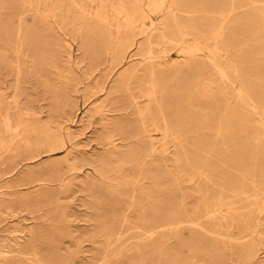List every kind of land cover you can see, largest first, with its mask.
<instances>
[{"label":"rangeland","instance_id":"obj_1","mask_svg":"<svg viewBox=\"0 0 264 264\" xmlns=\"http://www.w3.org/2000/svg\"><path fill=\"white\" fill-rule=\"evenodd\" d=\"M60 1V10L56 12V16L58 17L50 18V23L53 26L49 39L48 79L50 80V86H52L50 94L45 96V100H42L41 89L38 87L39 74L35 73V71L28 73L27 70L21 75L23 79L19 88L15 91H13L12 87L7 88L5 92L7 100L11 101L14 99L18 107L22 109V113L27 114L25 117L30 115L33 118L40 117L43 122L47 121L49 132L53 136L54 141L58 143L59 147L62 144L63 148L50 153L45 152L46 149L40 148L37 151V154H40L37 159L26 161L27 155L25 150H23L24 146L22 144L24 140H33V135L21 133L19 136L14 137L13 135L2 133V138L5 141L11 140V142L10 151L4 154L2 162H0V201L13 202L19 198H23L29 204L25 207V210L20 209L22 212L15 218H8L6 220L3 218V222L0 224V236L8 237V232L14 229L25 230L28 227L36 228L37 223L47 218L48 224L44 228H39L40 233L43 234V239L45 238L44 240L50 242V240L63 238L65 240V247H70V250L74 252L77 249V244L75 245V242H71L66 235L74 231H76L74 234L82 232V235H84L88 233L89 224H86L85 221L90 214V216L96 217L98 222L100 221V224L102 221L101 225L103 226L110 227L112 224L110 228L116 231L121 226L123 232L125 231L120 241L117 242L118 244L115 243L111 249V264H208L210 261L209 264H219V261H221V264H247L248 258L245 255V251L242 252V249L245 250L250 243L256 244L257 249H255V260L252 264H264V211L260 210L261 208L264 209V126L260 121L259 115L253 114L251 109L240 105L238 107L240 122L235 129V134L223 133L224 126L213 122L210 124L211 126L209 125L211 129L207 128L205 130L204 128H200L201 130L197 129L195 133L182 135L180 139L181 146L179 148L176 141L166 140L165 142L159 133L151 132L150 135L152 134V140L155 142L154 147L157 149V153L150 161L149 158L144 159L143 157L147 153L150 142L148 139L132 137L137 126L133 110H128V115L125 117L118 112L119 109L128 108L130 105V99L125 96L124 91L117 88L118 83L116 79L120 70H111V65L105 62V56L101 51L102 45H99V41L93 40L90 36L87 41L83 40L86 34V30L84 29L86 27L84 25L90 24V18L85 16L88 19L83 17V20L81 17L80 20H77L76 13L79 12L75 7L70 6V0L69 2L68 0H52V7L58 6ZM110 1L115 3V0ZM177 1H182V5L188 3L189 5L187 4L186 6L190 8L188 13L176 14L179 21L181 20L180 22L186 26L195 23V28L196 26L198 27L196 28V36H187V40L189 39L188 43L190 45L197 43L202 48H199L200 51L194 60L184 62L179 59L181 57L180 53H178L179 47L177 45H172L168 42L164 43L160 40L157 41L156 37L154 39L157 43H161L155 50L160 49L159 51L164 52L161 54H165L170 60L173 59L174 61H171L176 62L179 68L176 83L167 82L169 84L167 86L168 91L166 89V94L164 93L165 99H168L166 106H168L167 113L169 116L182 113V115H188L193 119L203 117L206 111V100L200 96V93H204L205 83L209 85L206 88L208 92L214 93L219 98V105L215 106L218 107L215 111L216 118L220 117L226 111V108L238 105L235 98L239 82H242L243 86L254 96L256 103L264 106V99H261V97H264V0H256V4H251L250 0ZM206 1L209 2L207 18L199 20L201 14L198 11L204 7ZM198 3L201 5L199 6ZM232 3L236 8L232 11V16L225 26L226 52L221 51V59L214 58L209 54L215 48H221L219 45L215 47L211 40V34L215 33L218 26V22L216 23L215 21L216 14L219 11H222L223 14L229 12ZM79 4L81 6L87 5L86 8L91 13L99 8L97 1L93 0L82 1ZM239 5L242 7H238ZM17 6L18 3L10 4L8 1V4L3 6L2 16L0 17V39L5 43L6 56L8 57H12L13 54L14 37L8 31L6 32L5 22L8 21V24H13L14 17H11V15H16L14 9ZM144 10L146 11L145 8ZM147 16L155 21L152 17L153 15L147 13ZM63 20L64 26L61 32L55 25H58ZM209 21L210 23L213 21V24H209ZM155 24L158 23L156 22ZM202 24L205 25L203 26ZM65 25L67 26L65 27ZM156 27L158 26L156 25ZM155 32L158 31L155 30ZM169 32L168 36L171 35L173 30ZM207 32H209V35ZM197 33H200L199 35L202 40ZM204 35L208 37L206 38ZM141 40L143 39H140V43ZM143 43L144 40L141 46ZM208 47H213V50ZM207 54L208 56H206ZM128 60L127 58L125 65L128 63ZM211 61H214L218 68L220 66L219 69L224 72L227 71L229 75L227 72L225 73L229 76V79H234L230 62L237 66L239 81H234L233 87L231 86L232 89L230 85L224 87L228 92L226 96H220L222 82L219 74L211 65ZM178 62L179 64H177ZM189 64L190 69L187 68ZM9 70L6 67L5 69L2 68L0 72V81L5 78L8 82L7 86L12 82L11 77H6ZM186 70H188V73ZM190 70L194 71L195 74L191 73ZM175 84L178 85L176 86ZM200 85L202 87H199ZM174 86L177 88L176 94H178V97L173 93L175 92ZM191 91L192 93L196 92L194 96H190V98L186 97L185 94ZM224 97H227L225 101H223ZM177 100L179 101L178 103ZM194 104H199L200 109L193 107ZM178 105L182 109H179ZM41 107H43V113L37 115ZM172 108H174V111ZM178 111L179 113H177ZM116 121L125 124L129 128L127 133L131 136L127 140L121 141V135L116 134L111 139L118 147H122L119 149V152H127L126 162L124 164L111 163V166L105 169L109 180L96 181L95 186L89 189L90 183L94 182L92 178L95 175L94 169L102 170L104 161H107L109 157L111 146L109 144L110 141L107 140L106 132L107 129H110L111 124ZM24 135L26 136L24 137ZM160 152H163V154H160ZM175 158H180L179 160L182 162L181 167L178 163L175 165ZM184 159L188 162L185 160L186 163H184ZM66 161L68 162L66 163ZM129 161L134 163L130 164ZM67 164L73 165L75 170H69ZM55 168L57 170L54 171L57 172H53ZM152 170L155 171L153 172ZM188 172H190V175ZM113 173L114 175H112ZM193 174H196V180L194 178L193 182H187ZM33 180H44L49 184L47 187L35 190L31 194V186H33L31 182ZM59 180L63 181L61 187L58 186ZM195 183L197 186L194 187ZM200 183H202L201 186L204 188L200 187ZM255 184L256 190H253ZM250 186L253 187L250 189ZM142 189L148 193L147 200L141 196ZM110 190H112V193H110ZM154 194H156L155 197ZM206 194L211 199L219 197L223 200L222 204H224L221 213H215L214 215L205 214L206 209L201 204H203L202 198ZM92 196H95V203L92 202ZM246 196L249 198H246ZM138 205H144L146 209L148 208L145 212L146 214H144L149 217L152 216L151 214H147L149 213V209L155 208V205L158 206L159 219L165 220L164 223L166 221H176L175 223L184 222L182 225L183 229L180 228L181 231L179 230L180 232L178 231L177 235L174 233L175 229H178L177 226H172L165 230L160 242L162 245H160V251L156 254L157 256H151L149 250H145L142 254L144 256L143 261L137 258V256L140 257L137 252V249L141 247L139 241L140 233L136 229L137 219L133 217L139 209ZM87 207H95V210L87 209ZM231 207H234L233 211ZM258 208L260 209L258 210ZM207 210H212V208H208ZM122 213L128 217V223L125 226H122L120 223L122 216H124ZM164 216L166 219H164ZM59 218L67 221L66 224L64 221V224L58 225ZM191 220L195 221V224L197 223L193 228L188 224V221ZM105 222L107 223L105 224ZM150 222L151 219L148 218V226ZM250 229L252 231L255 230L251 235L249 234L250 231H248ZM130 232L133 234H130ZM136 237L137 239H135ZM234 238H239V240L234 241ZM99 241L102 243L101 238H99ZM46 244L47 248L51 249L52 246L49 243ZM247 244L249 245L245 248ZM82 246L81 251L86 252L89 248H93L95 258L98 259L100 257L102 244L90 247L89 243H84L80 247ZM83 256L88 257V253Z\"/></svg>","mask_w":264,"mask_h":264},{"label":"bare ground","instance_id":"obj_2","mask_svg":"<svg viewBox=\"0 0 264 264\" xmlns=\"http://www.w3.org/2000/svg\"><path fill=\"white\" fill-rule=\"evenodd\" d=\"M8 1L10 4L18 3V6L14 9L16 15H14V14L11 15V17H14L13 24H10V23L8 24V21L5 22L6 32L8 31L14 37L12 57L6 56L5 43L0 39V72H1L2 68L5 69L7 67L10 70L8 71V75H6V77L12 78V82L8 86H7L8 82L5 80V78H3V80L0 81V162H2V158H3L4 154L6 152L10 151V142H11V140L5 141L2 138L3 132L7 133L11 136L13 135L14 137L19 136L21 133L32 134L34 137L33 140H24V143L22 145L24 146L23 150H25V153L27 155L25 160L26 161H33V160L37 159V157H39L40 154H37L38 153L37 151L40 148L46 149L45 152L50 153L53 151L61 150L63 148V145L59 142V144H61L59 147L57 145L58 143L56 141H54L53 136L49 132L47 121L43 122V121H41L40 117L33 118L30 115L28 117H25V116H27V114L22 113V111H21L22 109H20L18 107V104L15 102L14 99L11 101L7 100L5 91L7 88H11V87H12L13 91L18 89L19 85L23 79L21 75L24 73L25 70H27L28 73H30L31 71H35V73L39 74L40 80L38 83V87H40V89H41L42 100H45L46 99L45 96L50 94V89L52 86H50V83H49L50 80L48 79L49 39L51 36L50 32L53 28V26L50 23V18H57L58 17V16H56V12H59V10H60L61 1H60L58 6L52 7V0H0V17L2 16L3 6L7 5ZM82 1H86V0H77V1L76 0H70V4H71L70 6H73L78 10L79 13H76V19L77 20H80L81 17L83 19V17H85V16L90 18V24L84 25L86 27V28H84L86 30V34L84 35L85 38L83 40L87 41L88 37L90 36V38H92L93 40L99 41V43H100L99 45H102L101 51H102L103 55L105 56V62H107L109 65H111L110 66L111 70H115V69L120 70L117 74V79H116V81L118 83L117 88H118V90L124 91L125 96L130 99V105L128 108L119 109L118 112L123 117H125L128 115V110H133V115L136 117L135 119L137 120V126H136V130L134 131L132 137L137 138V139H148L150 142L148 145L149 151L147 150V153L143 157L144 159L149 158V161H150V159H152L155 156V154L157 153V149L154 147L155 142H153V140H152V136H151L152 134L150 135L151 132L159 133L161 135V137H163L165 142H166V140H168V141L170 140L172 142L176 141L178 143V145H177L178 148H179V146H181V143H180L181 140L180 139L182 138V135L187 134V133H193V132L195 133V131H197V129H200V128H202V129L204 128L205 130L207 128L211 129V128H209V125L212 124L213 122H216V123L224 126L223 133L235 134L236 133L235 129L237 128L238 123L240 122V117L238 116V107H240V105H243L244 107H246L248 109H251L253 114H258L260 117V121H261V123H263V126H264V106L262 104H258L254 101V96L249 92V90L247 88H245V86H243L242 82L241 83L239 82V85H237V95H236L235 100L238 102V105H235L231 108H226V111L223 114H221V116L218 118L215 117L216 116L215 111L218 108L215 106L219 105V101H218L219 98L214 93L208 92V89H206L209 86L208 83H205L206 86L204 84V86H205V89L203 90L204 93H200V96L205 98V100H206V103H205L206 104V106H205L206 111L204 112L205 115L203 117H200V118L198 117L199 119L194 118L195 119L194 120L193 118H190L188 115H184V114L182 115V113L178 114V115H173V116H169V114L167 113V111H168L167 107L168 106H166V101L168 102V99L167 98H166L167 100L165 99V94H166L165 90L167 89V86H169V84L167 82H172L173 84L176 83L175 81H176L177 75L179 74L178 73L179 68L176 65V62H173L174 61L173 59H171V60H173V61H171L167 56H165V54L164 55L161 54L164 52L159 51L160 49H158L156 51L155 48L159 44H161V43H157V41L160 40V41H163L164 43L168 42V43H171L172 45H177L179 47L178 53H180L181 58H179V59H181V61L188 62L190 60H194V58L197 57L198 52L200 51L199 48H202V47H199V44H197V43H193L192 45H190L188 43L189 39L187 40V36L195 35V33L197 32L196 28H198V27L196 26V28H195V23H193V25L190 24V26L189 25L188 26L183 25L180 22L181 20L179 21V18L176 16L177 13L180 14V13H188L189 12L190 8H187V6H186L188 3L186 5H182L183 2L182 1L178 2L177 0H117V1L115 0V3L111 2L110 0H93V1H97V3L99 4V6H98L99 8L91 13V11L88 12V10L86 8L87 5L81 6L79 4ZM68 2H69V0H68ZM249 2L251 4H256V0H250ZM62 4H64V3L62 2ZM200 5L201 4H199V6ZM192 6H191V8H192ZM207 7H209L208 1H206L204 7L198 11V12H200L199 14H201L200 17L198 16L199 20H203V19L207 18V15H208L207 10L209 9V8L207 9ZM238 7H242V6L239 5ZM144 8L146 9V11L144 10ZM235 8L236 7L232 3V6H231V9L229 10V12H227V13L225 12L224 14L222 11H219L217 14L214 13V14H216V19L215 18L214 19H215L216 23L218 22V26L215 25V26H217V28L215 30V33L211 34L212 35L211 40L213 41L215 47L218 45H219V47H221L220 49L214 47L215 48L214 51L209 54V55L213 56L214 58L221 59L222 58L221 51L226 52L225 48L227 47V45H225L226 40L224 37L225 26H226L228 20L231 18L232 13H233L232 11ZM219 9H221V8H219ZM254 9H256V8H254ZM210 12H211V10H210ZM147 13L153 15L152 17L154 18L155 21H153L150 17H148ZM182 15H184V14H182ZM188 16H189V14H188ZM88 18H86V19H88ZM211 18H210V20H211ZM197 20H198V18H197ZM188 21H189V19H188ZM79 22H81V21H79ZM156 22L158 24H155ZM66 23H67V19H66ZM211 23L209 21V24H211ZM214 24H215V22H214ZM156 25L158 27H156ZM55 26L57 27V29L59 31L62 32L63 31L62 27L64 26V20L62 22H60L58 25L56 24ZM66 26L67 25H65V27ZM209 28H211V27H209ZM155 30L158 32H155ZM171 30H173V32H171V35L168 36L170 34L169 31H171ZM3 33H4V31H3ZM154 33H155V36H154ZM207 33L209 35V32H207ZM204 36L206 38L208 37L206 35H204ZM155 37H156L157 41L154 40ZM141 38L144 40V43L142 44V46H141V43L143 40H141V43L139 42ZM197 38H198V36H197ZM199 38L201 39L200 35H199ZM198 43H200V42L198 41ZM208 44H210V43H208ZM208 48L210 49L211 47H208ZM212 48H211V50H213ZM200 54H201V52H200ZM206 56H208V54ZM127 58L129 60H128V63H126V65H125ZM175 60L177 61V59H175ZM201 61H202V59H201ZM179 62L177 64H179ZM196 62L199 63L200 61H196ZM206 62H208V61L206 60ZM202 64H203V62H202ZM208 64H210V63H208ZM206 65H207V63H206ZM211 65L216 70V72L219 74L220 80L222 82V88H220L221 89V95L220 96L228 95V92L224 87L226 85H230V87H231L233 85V83H235L234 81H239V72L237 71V66L234 63L230 62V68H231V70H233L232 76L234 77V79H235L234 80V79H229L228 78L229 76H227L225 73L227 71L224 72L223 70L219 69L220 66L218 68V66L215 64L214 61L213 62L211 61ZM201 67H203V66H201ZM204 67L206 68V66H204ZM187 68L190 69V64L187 65ZM186 71L188 73V70H186ZM197 72H198V70H197ZM191 73H194V71L193 72L191 71ZM228 75H229V73H228ZM193 76H195V75H193ZM182 78H183V76H182ZM205 80H206V78H205ZM190 83H193V82H190ZM194 83H196V82H194ZM186 84L188 85V83H186ZM175 85L177 86L178 84H175ZM183 85H184V83H183ZM199 87H202V86L200 85ZM232 87H231V89H232ZM182 88H184V86H182ZM174 90H175V92H173V93L175 95L177 88L175 87ZM167 91H168V89H167ZM134 92H136V93H134ZM195 93L194 92L192 93V91H191V92L185 94V96L190 98V96H194ZM177 95L178 94H176V96ZM172 97H174V96H172ZM226 98L227 97H224L223 101H225ZM182 99H181V102H182ZM261 99L263 100L264 97H261ZM178 100H177V103L179 102ZM228 100H230V99H228ZM190 101H192V100H190ZM192 104H193V102H192ZM179 105H178V108H179ZM180 106H182V105H180ZM199 106H200L199 104L198 105L194 104L193 107L200 109ZM202 108H203V106H202ZM42 109H43V107L39 108L37 115H41L43 113ZM172 110L174 111V108H172ZM183 110H185V109H183ZM177 113H179V111ZM195 114H196V112H195ZM205 130H203V131H205ZM263 130H264V128H263ZM127 131H129V128L120 121H116V122L112 123L110 129H107V132H106L107 140L110 141L109 144L111 146L110 151H109V157H108L107 161H104L102 170L94 169L95 175L92 177L94 182L90 183L89 189H92V187L95 186L96 181L100 182V181H103L105 179L109 180V178L106 175L107 173L105 172V169L106 168L108 169L109 166H111L110 165L111 163L116 162V163L124 164L126 162L127 152H125V153L123 151L119 152L120 151L119 149H121L122 147H118V145L114 144V142L111 139H113L116 136V134H120L121 135V141H125L129 137H131L129 135V133H127ZM189 135H191V134H189ZM25 136L26 135H24V137ZM165 142H164V144H165ZM160 143H162V142H160ZM20 145H21V143H20ZM166 145H167V143H166ZM139 147H141V146H139ZM168 148H167V150H168ZM163 152H160V154H163ZM175 152H176V150H175ZM178 156H181V155H178ZM186 156H188V155H186ZM159 157H160V155H159ZM179 159L175 158V165H176V163H178V164H180V167H181L182 162ZM131 160H133V159L131 158ZM135 160H137V159H135ZM185 160L186 159H184V161ZM188 160H189V158H188ZM186 161L184 163H186ZM67 162L68 161H66V163ZM131 163H134V162L131 161L130 164ZM139 163H140V161H139ZM190 165H189V167H190ZM67 166H68L69 170H75V167L73 165L67 164ZM183 167H185V166H183ZM192 168H195V167H192ZM185 169H181V170H185ZM54 170H57V168L53 169V172H57ZM185 171H187V170H185ZM188 173L190 175V172H188ZM112 175H114V173ZM175 175H173V176H175ZM182 175H184V174H182ZM142 178L144 179V177H142ZM194 178L196 180V178H197L196 174H193L188 179L187 182H189V183L193 182ZM184 180H185V178H184ZM62 182H63L62 180H59L58 186L61 187L63 185ZM187 182H186V184H187ZM31 183H33V186H31V190H32L31 194L35 190H38V189L41 190V189L47 187L49 184V183L47 184L46 181H44V180H33V182H31ZM109 183H111V182H109ZM176 183H177V181H176ZM148 184H150V183H148ZM201 184L202 183H200V187H202ZM140 185H142V184H140ZM195 186H197L196 183L194 184V187ZM205 186H206V182H205ZM220 187H222V186H220ZM251 187H253V186H250V189H251ZM202 188H204V187H202ZM253 190H256V184L253 187ZM93 191H95V190H93ZM110 191H111L110 193H112V190H110ZM142 191L143 192H142L141 196L147 200L148 199V193L146 191H144V189H142ZM126 192H127V190H126ZM199 192H201V191H199ZM203 192H204V189H203ZM214 192H216V191H214ZM225 192H227V191H225ZM107 193H108V191H107ZM152 193H154V192H152ZM206 193H207V191H206ZM98 194H100V193H98ZM100 195H103V194H100ZM155 195L156 194H154V197H155ZM210 196H211V194H210ZM104 197H105V195H104ZM247 197L248 196H246V198ZM134 198H136V197H134ZM155 200H157V199L155 198ZM222 201L223 200H221V198H219V197L217 199H211L206 194L202 198L203 204H201V205H203V208L206 209L205 214H213L214 215L215 213H221V211L223 209V204H224V203L222 204ZM92 202L95 203V196H92ZM230 202H232V201H230ZM28 204H29L28 201L26 199H23V198H19L18 200L13 201V202L12 201L7 202L5 200H1L0 201V224L3 222V218H5V220L8 218L9 219L15 218L19 213L22 212V210H25V207ZM254 204H256V203H254ZM138 206H139V209L137 210L136 215L133 217L137 219V222H136L137 226L136 225L135 226H136V229L140 233V235H139L140 240L139 241H140L141 247L140 248L137 247L138 248L137 252L139 253L140 257L137 256V258H139L140 261H143L144 256H142V254L145 250H149V252L151 253V256L152 255L155 256L156 254L159 253L160 245H162V244H160V242H161V239L163 238V233L165 230L169 229L172 226H177L178 229H175V232H174L177 235L180 228H182V225L184 224V222L175 223L176 221L175 222H167L166 221V223H164L165 220L162 221L163 219L162 220L159 219V215H158L159 207L158 206L155 205V208L149 209V213H147V214H149V215L151 214L152 216H150V217L145 215L146 214L145 212L148 208L146 209V207L144 205H138ZM263 206H264V204H263ZM88 208H90L93 211L95 210V207H87V209ZM208 208H212V210H207ZM233 208L231 207V210ZM20 209H22V210H20ZM259 209L260 208H258V210ZM260 210L264 211V209H262V208ZM96 215H99V214H96ZM153 215L156 217H154ZM259 215H260V213H259ZM1 216H3V217H1ZM87 217L88 218L86 219L85 222H86V224L87 223L89 224L88 225L89 231H87L88 233H86L84 235H82V232L74 234V233H76V231H74V232L68 233L66 235V237L69 238L71 240V242H75V245L77 244V249H75L74 252L72 250H70V247H67V246L65 247V244H64L65 240H63V238L59 237L60 239L50 240V242H47L46 240H44L45 238L43 239V234L40 233V229L44 228L46 226V224H48L47 218H44L41 220V222L37 223L36 228H31V227L29 228L28 227V228H25V230H23V229L22 230H15L14 229L12 231H9L8 237L0 236V264H111V253H112L111 249L115 243L120 241V238H122L123 233L125 231L123 232V230L121 229V226H120L119 230L117 229V231L113 228L112 229L110 228V227H112L111 226L112 224L110 225V227L103 226V225H101L103 223L102 221L100 224L99 223L100 221L98 222L97 218L90 216V214ZM118 217H119V215H118ZM147 217L151 219L149 226L147 223V219H148ZM171 217H172V215H171ZM164 219H166V217ZM175 219H177V218H175ZM22 221H24V220H22ZM64 221L65 220L59 218L58 225L64 224ZM110 221H112V220L110 219ZM66 222L67 221H65V224H66ZM106 223L107 222H105V224ZM108 223H109V221H108ZM113 223H114V221H113ZM120 223L122 224V226H125L128 223V217L126 215L122 216ZM188 224L190 226H192V228H193V226H195L197 223L195 224V221L193 222L191 220V221H188ZM117 226H119V225H117ZM131 230H129V231H131ZM248 231H250L249 234L251 235L252 233H254L255 230L252 231L250 229ZM132 232H130V234ZM80 237H81V239H79ZM229 237H230V235H229ZM99 238L102 239V243H100ZM135 239H137V237ZM234 239H233L234 241L239 240V238H237V239L234 238ZM190 240H191V238H190ZM257 241L259 242V240H257ZM135 242H137V241H135ZM46 243H49L50 246H52L51 249L47 248ZM84 243H89L90 247H93V246L95 247L96 245L100 246L102 244L100 257L98 259L95 258V251L92 250L93 248H89V250L86 252L81 251L83 246L82 247H80V246ZM248 245L249 244H247L245 246V248ZM255 245L256 244H254V243H250V245L245 250L242 249V252L245 251V255L248 258L247 264L254 263L255 249H256ZM210 246H212V245H210ZM208 248H210V247H208ZM112 251H114V250H112ZM133 251H134V249H133ZM149 252H146V253H149ZM212 252H214V251H212ZM86 253H88V257L83 256ZM218 253H217V255H218ZM231 253H232V251H231ZM98 254H99V251H98ZM236 254H237V252H236ZM117 256H118V254H117ZM151 256H149V257H151ZM220 262L221 261H219V264H221ZM261 264H263V263H261Z\"/></svg>","mask_w":264,"mask_h":264}]
</instances>
